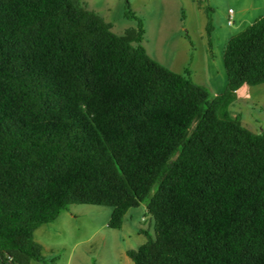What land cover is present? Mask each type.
Wrapping results in <instances>:
<instances>
[{
    "label": "trees",
    "instance_id": "trees-1",
    "mask_svg": "<svg viewBox=\"0 0 264 264\" xmlns=\"http://www.w3.org/2000/svg\"><path fill=\"white\" fill-rule=\"evenodd\" d=\"M124 17L116 35L79 0H0V264H55L40 225L82 204L119 229L153 189L133 264H264V133L229 111L264 83V16L226 41L212 100L147 54L128 2Z\"/></svg>",
    "mask_w": 264,
    "mask_h": 264
},
{
    "label": "rangeland",
    "instance_id": "rangeland-1",
    "mask_svg": "<svg viewBox=\"0 0 264 264\" xmlns=\"http://www.w3.org/2000/svg\"><path fill=\"white\" fill-rule=\"evenodd\" d=\"M122 35L137 22L124 17L126 2L142 21L141 42L147 54L168 68L184 74L189 69L193 82L209 92V100L226 89L227 78L222 61L226 41L264 16V0H79ZM210 9L212 30L206 32ZM231 10L232 24L228 25ZM250 99L232 102V116L241 114L242 124L253 133H264V83L246 86ZM125 213L119 229L107 226L112 208L72 204L52 223L40 225L34 240L42 246V255L55 264H133L126 252L137 250L154 239L153 218L146 204ZM143 231V232H142ZM30 264H42L32 261Z\"/></svg>",
    "mask_w": 264,
    "mask_h": 264
},
{
    "label": "crops",
    "instance_id": "crops-1",
    "mask_svg": "<svg viewBox=\"0 0 264 264\" xmlns=\"http://www.w3.org/2000/svg\"><path fill=\"white\" fill-rule=\"evenodd\" d=\"M237 96H238V99L235 101V103L238 101V100H242L241 102L245 101L246 99H250L248 97V90L246 89V86H243L241 87L238 91H237ZM232 104V103H231ZM231 105L229 106V109H230ZM230 111V110H229ZM241 115V114H240ZM242 116V115H241ZM243 117V116H242Z\"/></svg>",
    "mask_w": 264,
    "mask_h": 264
},
{
    "label": "built area",
    "instance_id": "built-area-1",
    "mask_svg": "<svg viewBox=\"0 0 264 264\" xmlns=\"http://www.w3.org/2000/svg\"><path fill=\"white\" fill-rule=\"evenodd\" d=\"M232 14L233 12L231 10L228 11V21H227V24L228 25H231L233 20H232Z\"/></svg>",
    "mask_w": 264,
    "mask_h": 264
}]
</instances>
